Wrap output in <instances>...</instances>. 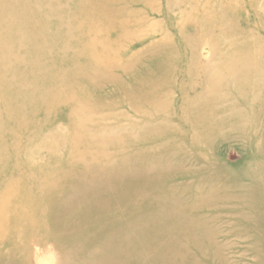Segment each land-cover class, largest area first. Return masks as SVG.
Listing matches in <instances>:
<instances>
[{"label":"rangeland","instance_id":"rangeland-1","mask_svg":"<svg viewBox=\"0 0 264 264\" xmlns=\"http://www.w3.org/2000/svg\"><path fill=\"white\" fill-rule=\"evenodd\" d=\"M48 6L57 12L47 14ZM18 18L27 20L28 27H16L0 37V264H99L93 260L99 253L94 248L69 254L61 250L102 235L101 227L72 233L70 239L66 224L82 203L112 193H96L101 182L91 175L103 156L126 152L124 146L133 143L127 138L132 127L147 132L144 128L153 122L149 131L163 129L173 152L180 153V161L173 158L176 171L193 159L214 162L225 169L224 175L242 179L258 168L244 156L243 144L254 152L264 138L206 147L198 143L193 120L210 116L209 108L226 109L223 95L232 94L233 81L222 73L243 70L244 65L250 68L252 56L264 54V0H16L0 16V28ZM209 18L219 19L222 30L205 29ZM27 28L29 44L23 37ZM162 60L172 65V86L166 85V72L158 66ZM253 71L264 77L262 69ZM150 82L156 84L154 99L145 97ZM251 87L264 98L261 86ZM234 92L238 94L235 88ZM227 104L236 108L233 113L247 114L246 128L264 133V102L249 107L243 99H232ZM134 140L142 136L137 134ZM103 144L108 146L105 152L100 150ZM156 151L152 148L149 154ZM132 163L137 162L126 165ZM117 178L104 183L131 181L130 176ZM180 180L178 184L185 183ZM85 183L90 193L75 199L73 193ZM170 195L177 200L178 189H171ZM43 208L48 217L42 223L46 221L49 230L41 244H33L25 225ZM218 211L222 216L217 220L209 216L207 228L219 231L217 241L229 245L231 261L264 264V222L254 224L249 206L247 213L241 212L243 199ZM16 218L22 224H12ZM190 254L200 258L193 249ZM201 264L210 262L201 259Z\"/></svg>","mask_w":264,"mask_h":264},{"label":"bare ground","instance_id":"bare-ground-1","mask_svg":"<svg viewBox=\"0 0 264 264\" xmlns=\"http://www.w3.org/2000/svg\"><path fill=\"white\" fill-rule=\"evenodd\" d=\"M15 1L0 0V16L6 14ZM49 8L48 6L47 9L49 10ZM51 11L57 12L51 7L47 14ZM209 19L211 20L204 21L205 29L222 30L224 25L219 19ZM21 26L28 27V21H24L22 18L10 20L7 27L0 28V37L7 32L9 34L14 32L16 27L20 28ZM57 34L58 32H56L55 38ZM30 35L31 32L27 28L23 35L25 44H29ZM40 54L45 53L40 51ZM1 57L3 58V53ZM250 61L251 63H247V65H251L250 68L244 65L243 70H232L229 74L222 73L224 79L228 80L229 76L233 81L232 94L223 95L225 98L223 105L226 109L222 108L224 111L220 113L222 109L212 107L209 108L211 109L210 116H201L198 120H193L196 132L199 133V144L202 141L206 147L211 145L210 148H213L216 144L235 139L241 141L248 138L251 140V136L264 138V133L260 134L257 131L260 129L253 132L252 127H245V119L248 117L245 112L233 113L236 108L233 109L231 105L227 104L232 99H236L238 102L239 99H243L249 107H252L254 103L264 102L262 101L264 100L262 92L250 89L251 86H254L255 89L261 86L264 89V77L253 71L256 68L264 71V54L262 56L253 55ZM167 64L163 61V63H158V66H161L166 72V77H168L166 85L172 86L173 83L170 82L173 73L172 65ZM50 74L44 75L49 76ZM244 79L247 80V83L244 82ZM150 84H146L147 95L145 97L154 99L158 96L157 91L153 90L156 84L153 82ZM3 86H7V83L3 82ZM234 88L238 92L237 95ZM215 95V92L210 93L209 98ZM3 103L6 104V102ZM6 106L9 107L8 104ZM153 125V122L146 125L144 129L147 132H139L141 130L137 131V127H132L127 138L131 137L133 143L124 146L126 152L119 157L111 156L109 159H104L103 156L101 158L99 167L93 170L91 175L94 180L101 182L99 184L100 191L96 193L109 191L112 193L98 201H91L90 207H88L89 204L82 203L80 210L75 211L73 219L71 218L73 222L70 223L71 221L67 220L69 222L66 224L69 230L67 233L69 234L85 229L89 232L94 229V226L99 225L103 232L102 235L98 234L99 236L94 238H84L73 242L74 245L71 248L63 249L61 252L69 254L70 251H78L80 248H94L99 253L95 254L93 260L100 261L99 264H201V259L209 261L210 264H235L227 256L229 245L219 243L217 241L219 231L213 227L207 228V224L209 216H216L215 220L220 219L222 216L218 211L220 207L228 203L231 204L234 199L244 200L245 211L241 212L247 213V207H250L248 214L256 221L254 223L256 226L263 224L264 139L254 147V152L251 145L243 144L244 156L247 155L249 162L254 161L258 164V168L253 170L252 176H245L243 179L239 176H226L223 174L225 169L218 164L214 162L201 164L196 159L187 161L185 167L182 166V169L179 168L181 170L176 171L177 169L173 167V158L180 161V153L173 152L174 146L168 143V135L163 129L156 134L149 131L151 130L150 126L153 128ZM137 134L142 136V140H134ZM169 138L173 141V137L169 136ZM108 144L110 145L111 142ZM107 147L103 144L100 150L105 152ZM112 147L114 148V145ZM152 148L157 151L150 155L149 150ZM185 151L188 153L186 149ZM181 154H183L182 151ZM255 154L258 157L256 160L251 158ZM114 159H119L120 163ZM132 160L137 163L127 166L126 163ZM124 162L125 165H123ZM123 176L131 177V181L126 185L104 183L108 178L112 180ZM140 177L144 179V182L138 184L134 182ZM189 177L194 179L186 181L185 178ZM179 178L182 179L181 182L185 181V183L178 184ZM242 183L245 185L240 186ZM88 184L85 183L84 187L73 193L75 199L84 193H90ZM195 184H197L196 187ZM168 187L170 188L167 189ZM173 188L178 189L177 200L170 195ZM236 188L242 189L239 192H234ZM215 199L217 202H213ZM208 204H210L208 208H204ZM213 206L216 208L214 209ZM155 213H158L159 216L150 218ZM37 214L38 216L33 215V219L25 225V231L33 238L31 240L33 244H41L49 230L46 221L42 223V220L48 217L46 209H41ZM84 217L85 223L83 224L81 220ZM144 217L148 218L143 220ZM16 222L20 225L23 221L21 218L18 221L17 218L11 221L12 224ZM36 231H41L42 236H45H38ZM73 236L74 234L70 235V239ZM190 249L197 252L200 258L193 257L190 254ZM50 250L55 249L50 248Z\"/></svg>","mask_w":264,"mask_h":264}]
</instances>
